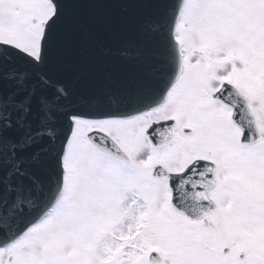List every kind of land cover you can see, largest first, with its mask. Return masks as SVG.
Here are the masks:
<instances>
[{
  "label": "snow or ice",
  "instance_id": "6c2138e0",
  "mask_svg": "<svg viewBox=\"0 0 264 264\" xmlns=\"http://www.w3.org/2000/svg\"><path fill=\"white\" fill-rule=\"evenodd\" d=\"M0 264H264V0H0Z\"/></svg>",
  "mask_w": 264,
  "mask_h": 264
}]
</instances>
